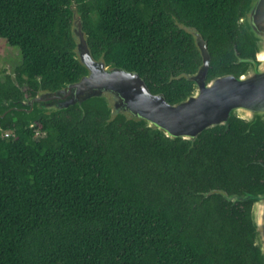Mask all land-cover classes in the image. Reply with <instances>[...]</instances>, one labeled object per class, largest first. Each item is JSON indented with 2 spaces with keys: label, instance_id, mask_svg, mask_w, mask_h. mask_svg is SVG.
<instances>
[{
  "label": "trees",
  "instance_id": "16d2710c",
  "mask_svg": "<svg viewBox=\"0 0 264 264\" xmlns=\"http://www.w3.org/2000/svg\"><path fill=\"white\" fill-rule=\"evenodd\" d=\"M95 58L138 72L176 104L194 90L180 74L202 58L169 13L197 28L212 56L208 80L242 75L256 44L241 18L250 0H78ZM70 0H0V39L18 48L20 85L59 88L85 74L70 35ZM169 11V13L166 12ZM0 92L18 100L10 75ZM37 126H0V264H262L252 202L228 194L264 190V124L204 132L193 148L96 105ZM249 130V131H248ZM6 133H10L6 136Z\"/></svg>",
  "mask_w": 264,
  "mask_h": 264
},
{
  "label": "water",
  "instance_id": "95a60500",
  "mask_svg": "<svg viewBox=\"0 0 264 264\" xmlns=\"http://www.w3.org/2000/svg\"><path fill=\"white\" fill-rule=\"evenodd\" d=\"M80 5L78 0H70V35L74 47L68 51L74 54L85 74L75 83L53 89L39 87L35 94L29 95L26 85H20L17 79L20 64L14 66L11 79L22 96L18 100L8 99L0 92V126L5 120H21L37 126L41 118H51L72 108L79 109L85 116V106L96 105L107 115L105 126L117 119L144 124L170 141L184 140L193 148L204 132L221 127L228 130L233 117L245 122L249 130L264 124V0H250L241 18L256 44L255 57H241L236 51V64H244L245 72L211 80H208L212 62L208 42L197 28L166 10L178 29L192 36L202 58V65L195 73L171 77V80L186 79L194 84L193 92L176 104L169 103L162 93H152L138 72L108 65L106 52L95 58ZM1 80L5 81V76ZM212 195L222 196L233 204L252 202L254 245L264 264V190L242 194L211 190L203 197Z\"/></svg>",
  "mask_w": 264,
  "mask_h": 264
},
{
  "label": "rangeland",
  "instance_id": "374dc122",
  "mask_svg": "<svg viewBox=\"0 0 264 264\" xmlns=\"http://www.w3.org/2000/svg\"><path fill=\"white\" fill-rule=\"evenodd\" d=\"M21 62L20 50L11 47L6 40L0 39V77L11 76L14 66L21 64Z\"/></svg>",
  "mask_w": 264,
  "mask_h": 264
},
{
  "label": "built area",
  "instance_id": "2783aa9c",
  "mask_svg": "<svg viewBox=\"0 0 264 264\" xmlns=\"http://www.w3.org/2000/svg\"><path fill=\"white\" fill-rule=\"evenodd\" d=\"M10 135V133H6V136H9Z\"/></svg>",
  "mask_w": 264,
  "mask_h": 264
}]
</instances>
